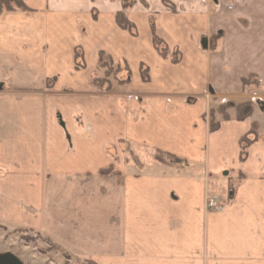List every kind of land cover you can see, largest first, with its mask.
Instances as JSON below:
<instances>
[{"label":"crops","instance_id":"obj_1","mask_svg":"<svg viewBox=\"0 0 264 264\" xmlns=\"http://www.w3.org/2000/svg\"><path fill=\"white\" fill-rule=\"evenodd\" d=\"M23 1L31 12L0 16V222L38 230L96 264H264V0L124 9L137 27L154 12L177 63L156 51L149 30L131 35L116 24L122 0ZM100 51L127 62L128 82L92 85ZM250 76L258 84L245 85ZM255 91L248 117L230 113L208 131L211 107ZM253 123L261 138L241 161L239 139ZM120 141L188 163L113 162L107 148L120 151ZM110 163L121 176L99 173ZM210 196L220 209H207Z\"/></svg>","mask_w":264,"mask_h":264},{"label":"rangeland","instance_id":"obj_2","mask_svg":"<svg viewBox=\"0 0 264 264\" xmlns=\"http://www.w3.org/2000/svg\"><path fill=\"white\" fill-rule=\"evenodd\" d=\"M136 2L141 3L146 8L148 7V3L146 0H122L121 3L122 5L123 3H125L127 5L125 9H127L128 7H131ZM148 2H149V6L154 8L157 6L158 1L148 0ZM16 10H13V11H16ZM124 13L126 14L125 10H124ZM151 17H153L154 18L153 20L155 21V14L152 11L148 12L149 25H150ZM149 25H147L146 23H143V24L141 23L139 27L135 25L137 34L139 33V35L142 36V34L148 33V30L150 31ZM155 29H156V25H155ZM156 34H157V31H156ZM220 35H222L221 32L216 31L215 33H213L212 37L216 38V37H219ZM206 44H207V41H206ZM159 47L162 48L163 45H160ZM166 47H167V50H165V53H167V57L174 58L177 56L176 52L177 51L179 52L178 49L169 51L167 45ZM107 58L108 57L104 55L103 62L104 63L107 62V63L104 66L98 67L97 68L98 71L94 76V77H97L102 82L101 84H104L101 90L98 89L99 91H103V90L107 91L108 90L107 88L109 86L110 88H112L113 85L123 84V82L128 78L127 77L128 73L126 71V65H125L127 64L126 61L124 62L120 61L116 63L114 60L112 62L107 61L108 60ZM117 68L119 69L118 73H116ZM105 71H108V73H105ZM130 76H131V70H130ZM92 79H91V82H92ZM129 80H130V77L129 79H127V81ZM51 81H53V79L46 80L47 87L49 86V84H51L50 83ZM253 94L254 96L252 97L256 98L257 96L255 95H257V92L255 91ZM250 100L251 99L249 98L248 101ZM222 101H220L218 104H216L214 107H211V108L217 111L220 105H224L226 107V109H224L226 114H229V115L230 113L234 114V111H231L230 108L232 104H235V102H230L226 99H222ZM255 101L258 102V100L256 99ZM215 116L217 120H220L222 118V113L216 112ZM206 118L208 121L209 113L206 114ZM119 147H120V151H117L116 146H109L107 148V152L111 156L112 161L116 162L120 158V161H125L126 165H129L131 167L135 166V167L142 168V166L152 161L162 163V164H173L177 166L185 165L188 163L185 159L180 158L174 154L173 155L176 156L177 158H173L161 152L160 154H157V157H156L155 156L156 150H151L148 148L142 147L143 149H141V152H139L138 148L124 141L123 142L120 141ZM111 164L113 165V168L120 173V175H116V176H121L122 173L119 170H117L115 164L110 163L109 165ZM129 171H134V170L129 169ZM222 174L225 175L226 177L230 176L228 171L226 173L223 172ZM235 174H236L235 179H237V177H239L240 175V172L236 171ZM103 175H110V174H103ZM112 175H115V174H112ZM231 176L233 178V175ZM230 184L234 187L232 183ZM210 197H216V196H210ZM0 252H11L15 254L22 262L26 264H96L83 256L72 253L67 248H65L63 245L50 239L49 237H47L45 234H43L42 232L38 230H33V229L26 228V227H21L19 225H11V224H6L2 222H0Z\"/></svg>","mask_w":264,"mask_h":264},{"label":"trees","instance_id":"obj_3","mask_svg":"<svg viewBox=\"0 0 264 264\" xmlns=\"http://www.w3.org/2000/svg\"><path fill=\"white\" fill-rule=\"evenodd\" d=\"M161 2L163 3V5L169 7L171 10H174V5L169 0H161ZM126 7H127V5L125 3H123V9L116 12V14H115L116 24L121 29L127 30L131 35H137L136 26L134 25L133 22H131L128 19V17L124 13V9ZM16 9H18L19 11H23V12H31L32 11V9L29 8L24 3L23 0H0V15L5 13V12L13 11ZM93 17L94 18L96 17L94 9H93ZM153 19H154L153 17L150 18V25H149L150 31H151V36H152V42L154 44L156 51L162 57L165 58V57H167V53H165V50H167V47H166L163 39H161L156 34L155 21ZM160 45H163V47L160 48L159 47ZM176 53H177L176 57H174V58L169 57L171 62H173V63H177L180 60V52L177 51ZM104 55H106L108 57L107 61H111V62L113 61L112 58L109 57L104 51H100L98 54V67L106 65L107 62H105V63L103 62ZM74 64H75V68H77V69H81L85 66L83 51L78 47L75 48V51H74ZM125 65H126V71L128 73L127 79H129L130 69H129L127 64H125ZM139 71H140V76H141L142 81H144V82L148 81L149 80V69H148V67L145 64L141 63L139 66ZM118 72H119V69L117 68L116 73H118ZM105 73H108V71H105ZM127 79L123 83L128 82ZM242 81L245 85L246 84H258V82H259V80L253 76H250L248 78H242ZM91 83L94 87H96L99 90H101V88L104 85V84H101L102 82L97 77H94L92 79ZM107 89H108L107 91L111 90L110 86ZM231 108H233L234 117L238 120H242L251 114V112L253 110V102L244 101V102L235 103V104L231 105ZM224 109H226V107L224 105H220V107L217 111L212 109V108H211V110H209V120H208V131L209 132H212V131H215L216 129H218L221 121L227 120L230 118V115L226 114ZM216 112L222 113V118L220 120L216 119V116H215ZM260 138L261 137L257 133V125H256V123H253L250 130L239 139V159L241 161H244L247 158L249 146L253 142L259 140ZM155 152H156L155 153L156 157H157V154H160V152H161V153H165L166 155L171 156L173 158H177L173 154L168 153V152H164L161 150H156ZM99 173L100 174L120 175V173L113 168L112 164L108 165L105 168H101L99 170ZM241 177H243V176H241ZM233 193H234V187L230 184V185H228V199L232 198Z\"/></svg>","mask_w":264,"mask_h":264},{"label":"water","instance_id":"obj_4","mask_svg":"<svg viewBox=\"0 0 264 264\" xmlns=\"http://www.w3.org/2000/svg\"><path fill=\"white\" fill-rule=\"evenodd\" d=\"M201 45L206 47V40L202 39ZM226 173V172H224ZM0 264H26L11 252H0Z\"/></svg>","mask_w":264,"mask_h":264},{"label":"built area","instance_id":"obj_5","mask_svg":"<svg viewBox=\"0 0 264 264\" xmlns=\"http://www.w3.org/2000/svg\"><path fill=\"white\" fill-rule=\"evenodd\" d=\"M250 99H251L250 100L251 102L255 101V99L258 100L257 97L256 98L251 97ZM224 101H222V102H224ZM206 207H207V209H220L222 207V205L218 203V200L216 197H208L206 199Z\"/></svg>","mask_w":264,"mask_h":264}]
</instances>
